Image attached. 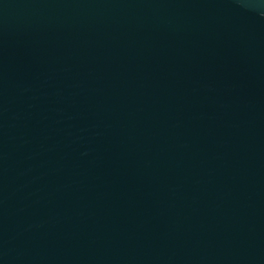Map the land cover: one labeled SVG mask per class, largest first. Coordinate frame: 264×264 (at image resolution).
Segmentation results:
<instances>
[{
    "label": "water",
    "instance_id": "obj_1",
    "mask_svg": "<svg viewBox=\"0 0 264 264\" xmlns=\"http://www.w3.org/2000/svg\"><path fill=\"white\" fill-rule=\"evenodd\" d=\"M0 264H264V0H0Z\"/></svg>",
    "mask_w": 264,
    "mask_h": 264
}]
</instances>
